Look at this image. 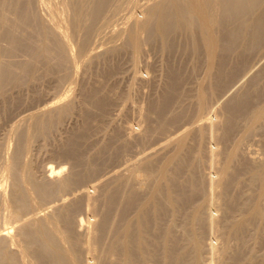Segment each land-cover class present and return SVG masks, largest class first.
<instances>
[{"label":"bare ground","instance_id":"bare-ground-1","mask_svg":"<svg viewBox=\"0 0 264 264\" xmlns=\"http://www.w3.org/2000/svg\"><path fill=\"white\" fill-rule=\"evenodd\" d=\"M135 6L137 0H62L63 16L58 21L49 0H0L1 99L17 102L16 94L6 96L7 90L55 74L58 77L63 73V78L69 68L78 67V61L86 58L89 63L91 37L126 7L125 28L108 35L111 44L103 51L108 59L131 51L137 60L144 53V46L149 45L166 55L159 92L143 106L146 111L142 130L143 134L166 132L173 142L172 150L162 158L145 155L126 176L118 173L109 182L104 179L103 185L97 183L100 186L89 193L88 187V191L81 187L112 159L110 151L107 155L104 152L110 148L116 155L128 145L122 141L112 147L113 136L94 151L92 158H81L80 140L86 136L87 121L92 117L91 110H82L84 128L69 134L56 152L72 160L69 173L61 176L58 183L37 179L30 164L23 160V152L35 135H47L71 111L72 104L68 101L54 108L24 112L27 121L14 128L15 149L4 165L12 183L5 202L16 225L11 236L7 231L0 232V264H206L205 249L210 255L208 264H264V253L259 256L247 243L251 239L260 245L264 235V147L259 159L242 154L245 141L259 135L264 126V64L237 89L264 57V0H147L138 5L139 13L134 12ZM40 7L45 14H41ZM117 39H121L120 43H116ZM178 53L192 59L191 68L186 69L179 58L174 59ZM22 56L24 59H18ZM200 58L205 62V70L193 94V89L187 90L184 83L192 77ZM106 63L110 66V62ZM97 88L84 92L86 102L90 109L103 113L108 95ZM234 88L237 90L230 94ZM196 116L201 124L187 126L186 120ZM210 138L215 140L216 147L208 145ZM205 166L213 167L215 176L202 171ZM61 170L52 166L46 169L49 177ZM136 173L146 180L141 188L135 185ZM74 189L77 192L72 198L55 206L48 215L25 216L37 203ZM82 208L93 217L92 221L87 217L91 227H85L83 232L80 230L84 217L75 218ZM208 228L215 229L217 243L205 241ZM12 244L17 250L11 249Z\"/></svg>","mask_w":264,"mask_h":264},{"label":"rangeland","instance_id":"rangeland-1","mask_svg":"<svg viewBox=\"0 0 264 264\" xmlns=\"http://www.w3.org/2000/svg\"><path fill=\"white\" fill-rule=\"evenodd\" d=\"M146 1L147 0H140V1L137 0V6H135L133 8L134 12L135 13H139V10H138L139 6L138 5L139 4H143ZM61 3H62V0H49V6L51 7V9H52L53 13L55 14V17L58 19V21L63 16V13L60 10ZM40 8H42V7H40ZM40 11H41V14H45V10L43 8L40 9ZM127 15H128V9L126 7H124L113 18H111L110 24L107 27H105L101 32H99L97 34H93V36L91 37V41H90L91 44L89 45V48H88V51H87V54H90V59H92L89 63H88V60L86 58L83 59V60L78 61L79 62V63H77L78 67L76 66L77 68H75V69L74 68L73 69L69 68V70L67 72L68 74L63 76V78L60 76L61 73L58 74V77L56 76L57 74H55L53 76H50V78L49 77L40 78L38 81H34L32 83L31 82H28V84L24 83L23 85H21L19 87V89L18 88H12V89L7 90L6 96L9 95L10 97L11 96L14 97L15 94H16V97L18 99L20 98L19 101L16 98L18 103L16 101H14V99H13V101L7 102V101H4L5 99H1L0 98V104H2V105H0V115H1L0 116V120H2V121H0V154H1L0 155V186H1L0 187V194H1L0 195V222H1V224H0V226H1L0 227L1 228L0 232L7 231L8 232V236H11V235H13L15 233L16 222H14L13 219H11V217H10V208L8 207V205L5 202L10 196V193H11L10 191L12 190V183L10 182L11 180H10V178L8 177L7 173L4 170V165H5V161L7 160V158L11 155L12 151L15 149V147H13V145L15 146V142H16V134L14 132V128L18 124L19 125L20 124L23 125V123H25L27 121L24 118V116H25V114L27 112L42 111V110H45L47 108H54V107L60 106V104L62 105L63 103L68 102V101H70L71 104H72L71 111L68 114L64 115V117L62 116L63 121H62V118H61L49 130L47 135L37 134L33 138H31V140L29 141L28 147L23 152V157H22L23 160L30 164L32 173L37 179L38 178L39 179L47 178L52 183H58L62 179L61 176L62 177L64 175L66 176L67 173H69V170L71 169L70 168L71 166H69V165H72V160L69 159V157L66 158V156L65 157L64 156H58L56 154V152H58V150L61 149V147L68 140V138L71 136L72 133L76 134V133L79 132V130L81 131L84 128L83 125L85 124V121H84L85 118L83 117L84 114L82 113V110H86V109H89V111L91 110L92 113L90 112L91 114H89V116L92 115V117L90 116L88 118V121H87V123L89 125V129H88L87 133H85L86 136L84 135L83 137H81V140H80L81 141L80 149H82L81 153H83V154H81V158L84 159L85 156H86V158H90V156L92 158L93 154H94V151H96L97 149H100V147H102L104 145V142L107 141L108 139H110V137H113V136H114L115 139L113 141L114 145L112 147H116V146L120 145V143L122 141H123V144H127L128 145L125 149L124 148H120V151H118L116 155L112 152L113 149L109 150L110 148L108 149V151L104 152L107 155V152L110 151L109 153L113 154L111 156L112 159L110 161H107L104 164V166L101 169V171L97 174L98 176L97 175H96V177L94 176L92 179H90L91 181L87 180L85 182V184L81 187V189H85V190H87V187H88L89 193H94L95 186L103 185L106 181L109 182L113 178V176L114 175L116 176L118 173H119V175L126 176V174H128V172L130 170H133L134 168L135 169L137 168V165L139 164V161H141V159L144 158L143 156H145V155L146 156H148V155H157L158 158H162L164 156V153L167 154V153H169L172 150V146H173L172 143L173 142H172V140L168 139V135H167L166 132H163V133H159V132H155L154 133L153 132L152 134H150V133L149 134L148 133L143 134L145 132L142 130V128H143V122H142L143 121V114L146 111V110L144 111L145 107H143V106H145V105L147 106L148 101L150 99H152V98H155L157 93L159 92L160 85H162L161 83H163V80H164L163 73H165V69H166V62H167V61H165V58L167 60L166 55L164 53L160 52L159 50H157L155 47H150L149 45H145L144 46L145 50L143 49V52H144L143 54H145L147 57H145V55L142 54L140 56L141 58L139 57V59H137V60H135L133 58L131 51H123V52H121L123 54L119 53L118 55H114V56L109 57V59H108V55L107 54L105 55V53H104V51H105L104 49L109 47L110 44H111V42H109V40L107 38L108 35L112 34L115 31H119L120 29L122 30V29L125 28V26H126V16ZM58 24H60V22H58ZM120 41H121V39H117L116 43H120ZM73 49H74V47H73ZM99 49H101V50H99ZM100 52H103V53H100ZM127 52L129 53L128 55H127ZM94 53H95V56H93ZM97 53L98 54L100 53L99 57H97L98 56V55H96ZM179 55H181V56H179ZM91 56H92V58H91ZM121 56H122V58H121ZM173 57H174V59H175V57H176V59L179 58L180 61H182V64L185 65L186 69L191 68V66L193 64L192 61H191L192 59H190L189 56L187 58L186 56H183L182 54L178 53V54L174 55ZM18 59H24V57L23 56L22 57H18ZM96 61H97V63H96ZM105 61L106 62L107 61L110 62V66H111V68H109L110 70H108V67H110V66ZM185 61H186V63H184ZM198 62L197 63L199 64V66L196 64L197 66H195V68L196 67L197 68L193 70L192 77L185 82L186 84L184 83L185 88L187 90L188 89L189 90L193 89V94H194L196 85L199 82V80H201V78L203 77L204 70H205V62H204V60L202 58H200V60ZM123 63H124V65H123ZM262 63L264 64V57L262 58L261 61H259L257 66H255L253 68L254 70L252 69L248 73V75L243 79V81L237 86V89L243 83H245L247 81V79L261 67V65H263ZM189 65H191V66H189ZM115 67H117V69ZM163 68H164V70H163ZM94 69H95V72H94ZM115 69H116V71H115ZM112 70H113V72L111 73ZM91 71H92V73H91ZM117 71H118V73H117ZM196 72H198V73H196ZM196 74H198V75H196ZM61 75H63V73ZM101 77H102V79H101ZM105 77L108 78V79H106ZM157 77H159V78H157ZM60 79L62 80V82H61ZM91 79L92 80L94 79L93 83H92ZM104 79H105V81H104ZM41 80H42V82H41ZM36 84H38V86H36ZM45 84L46 85L48 84V85L46 86ZM113 85H116V86L113 87ZM31 86H33L34 88L31 87ZM55 86H57V88ZM58 86H59V88H58ZM92 86L95 87V88L98 87L97 89L99 91H101L105 95L107 94L109 96V97L106 96V102L107 103L105 102V107H104V111L106 113L105 112H103V113H99L98 112L97 113V112H95L96 109L94 110V108H91V109L89 108L90 106H89L88 102H86L85 93L89 92L91 90V88H93ZM110 86L112 87V89L109 88ZM46 87H47V89H46ZM38 88H40V89H38ZM29 89H31L30 93H29ZM234 89H233L234 91H231L230 94L234 93L237 90L236 88H234ZM46 91H47V93H44ZM56 91H58V93ZM107 91H109V92H107ZM80 92H81V94H80ZM142 92L144 94H147V95L143 94V96H142ZM13 93H14V95H13ZM119 93H120V95H119ZM20 94H22V95H20ZM41 94L42 95L45 94L44 98H43V96ZM149 95H150V97H149ZM22 99H23V101H22ZM111 100H113V101H111ZM224 100H222L220 103H222ZM144 101H145V103H143ZM185 101L188 102L189 100L186 99ZM34 102H35V105H34ZM113 102H114V105H111V103L113 104ZM27 103H29L28 106L25 105ZM137 103H139V105H137ZM75 104H77V105L75 106ZM85 104H86V106H85ZM80 105H82V106H80ZM27 107L28 108L30 107V108L28 109ZM213 107H215L214 104H213ZM3 108H5L6 110L3 109ZM83 108H85V109H83ZM105 109L106 110L108 109V110L106 111ZM24 112H26V113H24ZM76 112H77V114H76ZM94 112H95L96 115L93 116ZM18 114H21V115H18ZM103 114H105L106 116L103 115ZM79 115H80L81 120H80V118H78ZM98 115H99V117H98ZM14 117H15V119H14ZM135 117H137V118L135 119ZM6 118L7 119L11 118V119L7 120ZM197 118L198 117L196 116L193 120H189V119L186 120L187 121L186 125L187 126L191 125V124H192V126L200 125L201 124L200 120H196ZM215 119H216V117L214 118V120ZM89 121H91L93 124L91 122H89ZM105 121L107 122V124L105 123ZM135 123H137V124H135ZM127 124H128V126L129 125L130 126L128 127ZM118 125H119V127H118ZM132 125L135 126V127H133ZM69 126H71V127H69ZM182 126H185V124L182 125ZM123 127H124L125 130L123 129ZM181 128H183V127H181ZM73 129L74 130L76 129V130L74 131ZM262 130H264V126L262 127ZM262 130L258 131L260 136L257 133V135L256 134L253 135L251 138L247 139L245 141V143L243 144V146H242V154L245 155V157L247 156V158L249 157L250 159H253V158L254 159H259V158L262 157V153H261L262 151H260L264 147V141H263V139H264V131H262ZM108 131L110 132V136H109V132ZM118 131H120V132L119 133H115V132H118ZM69 134H70V136H69ZM147 134H148V136H147ZM154 134H155L156 137L154 136ZM85 137H86V139H85ZM152 137L153 138L155 137L156 139H153ZM93 139L94 140L96 139V140L94 141ZM138 139H140V140H138ZM142 140H143V142H142ZM149 140L153 141V142H150ZM155 140H156V142H155ZM249 140H251V141H249ZM96 141H98L99 143H96ZM261 141L263 143H261ZM130 142H131V145H129ZM144 142H147V143H144ZM149 142H150L151 145L148 144ZM90 143H91V145H90ZM152 143L154 144V146H153ZM207 143H208V145H211V147H213V146L216 147L215 140L213 141L212 138L208 139ZM135 144H137L138 146L135 145ZM147 146H148V148H147ZM245 146H247L246 149L244 148ZM150 147L153 150V152H151L152 150L150 149ZM164 148H166L165 151H164ZM52 150H55V151H52ZM117 150H119V148L116 149V151ZM84 151H85V153H84ZM53 154H55V155H53ZM134 154L137 155V157ZM258 154H259V156H258ZM115 157H116V160H113V159H115ZM135 159H137L138 161L135 160ZM61 160H63V161H61ZM135 162H137V163H135ZM110 164H113V165H110ZM115 164H116V166H114ZM48 166H52V167H55V168L60 167L62 170L58 174H55V175L52 174L49 177L47 175V171H46ZM109 167H111V168H109ZM106 168H107L108 171L105 170ZM204 168H206V169H204ZM211 168L210 167L207 168L205 166V167L202 168V171H204L206 174H211V175L215 176L213 167H211ZM109 169H111L112 171L110 170V172H109ZM141 175L142 174L136 173L135 185L137 187H140V186L143 187L144 186V182L146 181L144 179L143 175L142 176ZM101 176H103V177H101ZM98 177H99V179H98ZM104 179H107V180L105 181ZM97 183H99V184L102 183V184L99 185ZM75 190L76 189L71 190L69 192H64L62 194H59V195L53 197L54 199L51 198V199H49L47 201H44L43 203H37L34 206L33 211L30 212L29 214L25 215V216L29 215V216H33V217L36 218V217H42V216L48 215L49 213H51V211L53 210V208L55 206L61 205V204L65 203V202H67L68 200H70L69 198H72L73 194L77 192V190L76 191ZM8 192H10V193H8ZM43 206H44V209H42ZM1 209L3 211L2 213H1ZM211 209H212V207H211ZM212 213L216 214L215 211H213ZM76 214H75V218H78V217H82V218L84 217L85 218V219L83 218V226H82L80 231L83 232V229L86 230L85 227H87V226L90 229L91 224L87 223L86 220H87V217H88V220L92 221L93 217L89 214V212H87L86 209L82 208V209L78 210L76 212ZM235 215H236V213H235ZM90 218H91V220H90ZM2 227H5V230H3ZM205 238H206L205 239L206 242L211 241V242H216L217 243L215 229L214 228H208V230L206 231V234H205ZM247 243H248L249 247H253V249L256 251L257 254H259V256L262 253H264V247L262 246V245H264V235H263L262 244H260V245L253 243L251 239H248ZM10 247L13 250H17V248H18L16 245H13V244ZM209 257H210V255L205 249V252L203 253V258H204V262L206 264L210 263L209 262L210 261Z\"/></svg>","mask_w":264,"mask_h":264}]
</instances>
